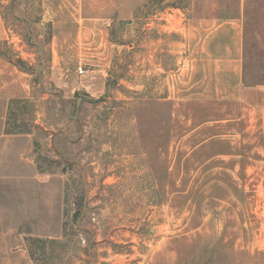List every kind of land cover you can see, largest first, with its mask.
Returning a JSON list of instances; mask_svg holds the SVG:
<instances>
[{
    "label": "rangeland",
    "instance_id": "1",
    "mask_svg": "<svg viewBox=\"0 0 264 264\" xmlns=\"http://www.w3.org/2000/svg\"><path fill=\"white\" fill-rule=\"evenodd\" d=\"M0 12V264H264V0Z\"/></svg>",
    "mask_w": 264,
    "mask_h": 264
},
{
    "label": "crops",
    "instance_id": "2",
    "mask_svg": "<svg viewBox=\"0 0 264 264\" xmlns=\"http://www.w3.org/2000/svg\"><path fill=\"white\" fill-rule=\"evenodd\" d=\"M5 37H6V28L0 12V39H4Z\"/></svg>",
    "mask_w": 264,
    "mask_h": 264
},
{
    "label": "built area",
    "instance_id": "3",
    "mask_svg": "<svg viewBox=\"0 0 264 264\" xmlns=\"http://www.w3.org/2000/svg\"><path fill=\"white\" fill-rule=\"evenodd\" d=\"M77 70H78V73H80V74H82V73L84 72V69H83V67H81V66H79V67L77 68Z\"/></svg>",
    "mask_w": 264,
    "mask_h": 264
}]
</instances>
